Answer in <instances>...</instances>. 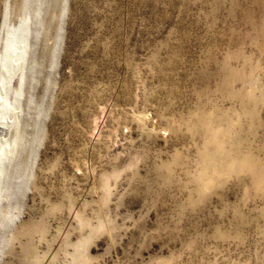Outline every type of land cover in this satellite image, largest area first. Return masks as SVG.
<instances>
[{
	"label": "rangeland",
	"instance_id": "obj_1",
	"mask_svg": "<svg viewBox=\"0 0 264 264\" xmlns=\"http://www.w3.org/2000/svg\"><path fill=\"white\" fill-rule=\"evenodd\" d=\"M26 21L0 264H264V0H0V59Z\"/></svg>",
	"mask_w": 264,
	"mask_h": 264
},
{
	"label": "bare ground",
	"instance_id": "obj_2",
	"mask_svg": "<svg viewBox=\"0 0 264 264\" xmlns=\"http://www.w3.org/2000/svg\"><path fill=\"white\" fill-rule=\"evenodd\" d=\"M6 17V16H5ZM6 25V24H5ZM4 25V28L7 29ZM28 22L26 21L25 29L20 26L10 32H7V38L3 48V53L0 59V132L3 130L12 131L17 134V117H19V108L22 101V84L24 81V69L19 64V49L22 52L25 51L29 44L31 35L29 33ZM9 36V37H8ZM9 63L5 69L3 65ZM15 82L13 83V80ZM12 95V100L9 97ZM8 109V110H6ZM4 132V131H3ZM1 134V133H0ZM8 140V139H7ZM15 140V139H14ZM11 142V141H10ZM8 143V142H7ZM13 143V142H12ZM6 140L0 141V192L5 183L9 188H13L14 182L8 177L6 172L10 170V164L12 163V153L9 148L6 147ZM11 144V143H9ZM8 144V146H9ZM15 145L11 146L13 149ZM11 153V154H8ZM236 164H232L235 166ZM239 170L240 166L236 165ZM14 190V189H13ZM31 223L25 222L23 227L26 232L29 231Z\"/></svg>",
	"mask_w": 264,
	"mask_h": 264
}]
</instances>
